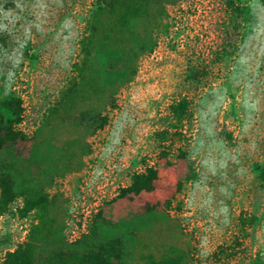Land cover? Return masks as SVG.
<instances>
[{
  "label": "rangeland",
  "instance_id": "rangeland-1",
  "mask_svg": "<svg viewBox=\"0 0 264 264\" xmlns=\"http://www.w3.org/2000/svg\"><path fill=\"white\" fill-rule=\"evenodd\" d=\"M102 2L0 0V115L19 100L23 135L0 162L17 193L47 197L36 253L73 248L102 210L133 232L125 264H264V0H237L241 16L135 0L124 27L93 32ZM144 165L152 189L112 201ZM21 199L0 213V262L39 220Z\"/></svg>",
  "mask_w": 264,
  "mask_h": 264
},
{
  "label": "trees",
  "instance_id": "trees-1",
  "mask_svg": "<svg viewBox=\"0 0 264 264\" xmlns=\"http://www.w3.org/2000/svg\"><path fill=\"white\" fill-rule=\"evenodd\" d=\"M135 0H103L99 8L98 21L91 28L94 32L99 30L100 20L107 16L115 17L119 28L126 25L127 19L136 12L133 9ZM152 1V0H144ZM226 7L233 16H241L242 9L237 0H226ZM124 24V25H123ZM118 29V27H117ZM117 29L109 28L111 33L118 32ZM10 113V119H4L0 115V156L6 150L13 148L18 142L23 141V135L18 128L21 121L20 101L11 98L9 102L3 104ZM170 120L175 126H181L189 115V102L186 98H180L168 106ZM179 136L182 134L179 133ZM184 154H181L183 157ZM126 187L120 188L112 201L123 198L137 196L141 192L152 189L156 179V171L152 166L144 165L141 171L133 173L129 178ZM264 182V174L262 175ZM21 197L22 206L16 208L18 217L23 218L29 213L38 215V222L30 226L23 242L18 244L14 250L7 252L0 264H125L131 255V242L127 239L133 235L129 228L128 233L122 234L119 228L123 227L119 223H109L102 218V210L96 212L87 226V230L82 234L70 249H54L47 254H37L35 246L38 241H42L43 226L42 218L45 213L46 195L35 192L27 195L26 190L17 193L15 183L8 168L0 162V213L9 212V208ZM99 225L111 227L113 233L103 235L99 230ZM147 257V256H146ZM150 262L151 259L147 257ZM148 264H165V260Z\"/></svg>",
  "mask_w": 264,
  "mask_h": 264
}]
</instances>
